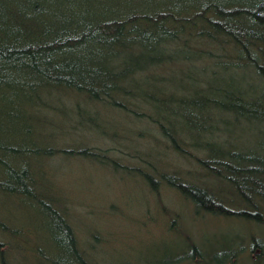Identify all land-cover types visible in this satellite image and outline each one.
<instances>
[{"label":"trees","instance_id":"obj_1","mask_svg":"<svg viewBox=\"0 0 264 264\" xmlns=\"http://www.w3.org/2000/svg\"><path fill=\"white\" fill-rule=\"evenodd\" d=\"M201 60L214 62L217 82L205 86L188 74L197 83L181 87L189 91L183 95L156 84L167 79L159 72L163 68ZM218 68H251L264 84V0H0V90L13 97H0L1 103L26 100V105L42 107L64 91L120 111L134 106L159 125L177 153L194 157L207 179L199 184L140 172L151 188L167 182L197 213L241 218L264 228V141L260 150L252 144L242 148L223 135L241 121L264 119V91L250 97L223 79ZM10 129L18 136L17 129ZM4 142L0 151L13 160L75 152L112 164L106 153L86 147L56 151L47 146L32 153L25 144ZM0 163L5 170L0 191L26 197L47 216L46 229L59 252L54 263L89 264L59 199L36 191L37 179L28 166ZM210 177L233 190L217 191ZM188 246L201 260L200 248L193 241ZM245 255L258 264L264 261V235L242 240L228 262Z\"/></svg>","mask_w":264,"mask_h":264},{"label":"rangeland","instance_id":"obj_2","mask_svg":"<svg viewBox=\"0 0 264 264\" xmlns=\"http://www.w3.org/2000/svg\"><path fill=\"white\" fill-rule=\"evenodd\" d=\"M170 69L159 71L167 79L156 84L177 95L189 92L181 87L197 83L188 74L205 86L218 80L211 60L187 62ZM218 69L223 79L234 83V88L246 90L250 97L263 93L264 84L251 68ZM0 91L1 98L13 100L7 90ZM56 94V100H48L42 107L26 105V100H15L11 105L0 102V110L5 107L6 113L0 117V130L4 129L0 143L7 140L11 145L25 144L29 148L26 151L32 153L47 146L56 151L86 147L106 153V161L112 164L75 152L13 160L0 151V161L28 166L37 179L36 191L59 199L58 207L74 227L89 264H258L247 255L239 262L228 260L237 253L242 240L247 243L252 234L264 235L263 227L241 218L197 213L193 203L176 188L162 181L151 188L140 173L156 177L167 173L199 184L207 180L196 159L177 153L157 123L134 111V106L120 111L73 92ZM221 116L231 119L232 115L222 112ZM11 127L18 130V136L11 134ZM263 133L264 119H252L235 124L231 132L223 135L242 148L252 144V148L260 150ZM184 146L199 157L205 156L190 145ZM4 173L0 163V179ZM210 180L217 191L232 189L214 181V177ZM46 218L39 206L26 197L0 191V264H55L59 252L46 229ZM190 241L199 245L201 260L188 257L194 251L188 246Z\"/></svg>","mask_w":264,"mask_h":264},{"label":"bare ground","instance_id":"obj_3","mask_svg":"<svg viewBox=\"0 0 264 264\" xmlns=\"http://www.w3.org/2000/svg\"><path fill=\"white\" fill-rule=\"evenodd\" d=\"M193 243H195V244L199 247V245H198L196 242L193 241ZM193 250H194V249H193ZM194 254H197V253H194V252L192 251L191 255H189L188 257L191 258L192 260L198 261L199 257L195 258L196 255H194ZM198 256H199V255H198Z\"/></svg>","mask_w":264,"mask_h":264}]
</instances>
